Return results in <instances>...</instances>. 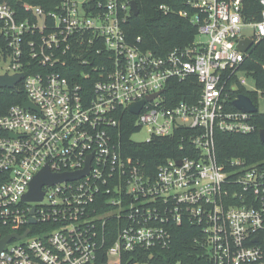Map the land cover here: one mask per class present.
I'll return each instance as SVG.
<instances>
[{"label": "built area", "instance_id": "1", "mask_svg": "<svg viewBox=\"0 0 264 264\" xmlns=\"http://www.w3.org/2000/svg\"><path fill=\"white\" fill-rule=\"evenodd\" d=\"M180 1L187 10L179 15L197 35L163 57L143 50L141 37L128 43L132 1L46 0L45 7L26 3L24 17L0 4V36L8 41L0 75L22 74L27 99L0 116V240L29 232L6 244L0 264H123L130 253L148 254L135 264H152L183 225L201 229L197 242L210 264H264V163L236 159L227 172L216 151L218 132L257 131L259 109L244 113L234 101L242 88L256 94L257 108L264 98V89L249 90L240 77L264 39V0H256L258 17L244 0ZM245 39L253 44L243 52ZM193 79L196 99L173 102L170 83ZM141 101L140 113H130ZM123 110L135 117L125 123L134 128L132 143L178 136L183 155L149 173L124 152ZM142 130L148 139L135 142ZM89 159L81 179L45 185L42 201L24 199L45 167L75 174Z\"/></svg>", "mask_w": 264, "mask_h": 264}, {"label": "trees", "instance_id": "2", "mask_svg": "<svg viewBox=\"0 0 264 264\" xmlns=\"http://www.w3.org/2000/svg\"><path fill=\"white\" fill-rule=\"evenodd\" d=\"M135 1L139 7V15L132 16L127 25L126 33L128 43L135 45L137 38H142L139 45L143 50L152 51L157 56L163 57L176 48H186L192 45L197 35V28L189 20L181 17L179 12L187 10L180 0H128ZM46 0H0V4L6 3L12 6L21 17L28 15L24 10L26 3L35 6H44ZM246 12L249 14H260V6L256 0H244ZM168 4L173 12L164 14L159 10V6ZM49 8V7H48ZM50 9V8H49ZM8 54V41L0 36V58L6 59ZM243 71L252 74L259 89H264V39L253 50L241 68ZM172 101H194L190 93L198 92L196 80L186 83L172 81ZM169 93V87L167 89ZM241 93L248 95L256 104V94L244 88ZM26 95L23 85H18L15 89H3L0 91V116L8 113L14 105H22L26 102ZM122 119V140L126 146L124 152L131 158L139 159L146 165L147 171L154 173L158 165L170 158H178L183 155L179 151L178 136L176 138L155 139L150 144L132 143L130 136L132 127L126 128L125 123L135 117L127 111H121ZM253 121L257 125V131L247 135L226 134L218 132L216 134L217 160L225 166L227 172H231L230 163L236 159L245 161L248 166L264 163V143L261 141L260 132H264V114L257 113ZM126 129V130H125ZM201 229L196 226L183 225L174 228V244L168 251H158L156 259L152 264H210L208 256L203 247L197 242L201 238ZM148 254L135 255L126 254L123 264H135V262L147 261Z\"/></svg>", "mask_w": 264, "mask_h": 264}, {"label": "water", "instance_id": "3", "mask_svg": "<svg viewBox=\"0 0 264 264\" xmlns=\"http://www.w3.org/2000/svg\"><path fill=\"white\" fill-rule=\"evenodd\" d=\"M132 11L135 16L139 15V7L138 4L135 1H132L131 3ZM252 41L249 39L241 40L239 42V49L243 52H246L250 49L252 46ZM23 75L22 74H17V75H0V90L3 89H15L16 86L22 81ZM235 92H238V89L234 90ZM158 95H153L148 97L147 100H153L156 98ZM146 101H141L135 104H132L129 106V111L133 115H138L143 108L144 104ZM24 107L27 109H34L36 108L31 104V103H25ZM234 107L242 111L244 113H249V114H256L258 112L257 106L254 104L252 99L244 94H239L237 99L234 101ZM260 137L261 141L264 143V132H260ZM90 163L91 160L89 159L87 162V168L80 173H75V174H52L50 172L49 167H45V169L38 174V176L35 177L31 184V190L30 192L25 196L26 201H42L44 197V192H43V187L45 185H55L58 183H63L67 181H76L84 177L85 175L88 174L89 169H90ZM178 164H181L178 162ZM32 214H35V210L32 211ZM32 224L36 223V220L33 218L31 220ZM29 232H27L24 236L20 237L19 235H9L5 237L4 239L0 240V252L3 250V248L6 246L7 243L11 242L12 240H19L22 238H25Z\"/></svg>", "mask_w": 264, "mask_h": 264}, {"label": "rangeland", "instance_id": "4", "mask_svg": "<svg viewBox=\"0 0 264 264\" xmlns=\"http://www.w3.org/2000/svg\"><path fill=\"white\" fill-rule=\"evenodd\" d=\"M243 35L244 36H250L252 35V32L250 29L243 31ZM8 65V62L5 61L3 58H0V73H5L6 67ZM240 77L242 79L246 80L247 83V88L249 90H256V86H255V78L252 74H248V73H241ZM258 109L259 112L264 114V98L260 97L259 98V104H258ZM148 139V133L146 130H142L140 132H137L134 136H133V140L135 142H145Z\"/></svg>", "mask_w": 264, "mask_h": 264}]
</instances>
